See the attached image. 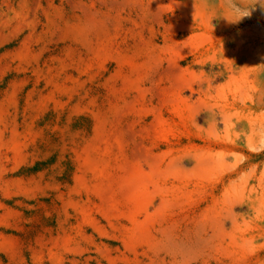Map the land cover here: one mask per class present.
Instances as JSON below:
<instances>
[{
  "label": "rangeland",
  "instance_id": "obj_1",
  "mask_svg": "<svg viewBox=\"0 0 264 264\" xmlns=\"http://www.w3.org/2000/svg\"><path fill=\"white\" fill-rule=\"evenodd\" d=\"M226 2L0 0V264H264V10Z\"/></svg>",
  "mask_w": 264,
  "mask_h": 264
},
{
  "label": "clouds",
  "instance_id": "obj_2",
  "mask_svg": "<svg viewBox=\"0 0 264 264\" xmlns=\"http://www.w3.org/2000/svg\"><path fill=\"white\" fill-rule=\"evenodd\" d=\"M202 2L207 6L210 0H202ZM257 5L264 10V0H227L224 9L213 15L210 23L213 19L222 17L229 24H238L243 19L250 18ZM212 26L214 28L213 24Z\"/></svg>",
  "mask_w": 264,
  "mask_h": 264
},
{
  "label": "bare ground",
  "instance_id": "obj_3",
  "mask_svg": "<svg viewBox=\"0 0 264 264\" xmlns=\"http://www.w3.org/2000/svg\"><path fill=\"white\" fill-rule=\"evenodd\" d=\"M134 166V165H133ZM101 171V170H100ZM134 172V171H133ZM143 172V171H142ZM135 173V172H134ZM102 174V173H101ZM136 174V173H135ZM140 175V174H139ZM143 175V174H142ZM162 175V174H161ZM134 176V175H133ZM146 176V175H145ZM157 176H159V175H157ZM129 177H130V175H129ZM128 177V178H129ZM136 177V176H135ZM134 177V178H135ZM155 177V176H154ZM127 178V177H126ZM150 178V177H149ZM146 179V178H145ZM155 179V178H154ZM125 180V179H124ZM130 180V179H129ZM133 181V180H132ZM142 181V180H141ZM156 181H157V179H156ZM117 182V181H116ZM146 182V181H145ZM152 182H153V180H152ZM105 183V182H104ZM128 183V182H127ZM135 183V182H134ZM139 183V182H138ZM141 183H143V182H141ZM140 183V184H141ZM155 183V182H154ZM106 184V183H105ZM104 184V185H105ZM133 184V183H132ZM148 184V183H147ZM136 185H138V184H136ZM144 184H141V185H139V187L141 188V186H143ZM157 185V184H156ZM106 186V185H105ZM116 186V185H115ZM134 186V185H133ZM149 186V185H148ZM147 186V187H148ZM102 187V186H101ZM104 187V186H103ZM125 187V186H124ZM123 187V188H124ZM137 187V186H136ZM136 187H133L134 188V190L132 189V191H131V194H130V197H131V201L133 202V203H138L139 202V205H140V203H144V202H147V200H148V198H149V192H144L143 193V195L140 193V191L139 190H137V188ZM146 187V188H147ZM110 188V187H109ZM116 188V187H115ZM118 189V188H117ZM121 189V188H120ZM112 190V189H111ZM127 190V189H126ZM131 190V189H130ZM141 190V189H140ZM124 191H125V189H124ZM129 191V190H128ZM139 191V192H138ZM103 192V191H102ZM165 193V192H164ZM167 193V192H166ZM112 194V193H111ZM116 195V194H115ZM106 196V195H105ZM165 196H167V195H165ZM111 198V197H110ZM124 199V198H123ZM126 199V198H125ZM129 199V198H128ZM114 200V199H113ZM127 200V199H126ZM111 201V200H110ZM109 202V201H108ZM118 202V201H117ZM129 202V201H128ZM106 203H107V200H106ZM114 204V203H113ZM113 204H110V205H113ZM119 204V203H118ZM131 204V203H130ZM108 207V206H107ZM111 207V206H110ZM129 207V206H128ZM113 208V207H112ZM137 208V207H136ZM135 208V210H137ZM146 208V207H145ZM134 209V208H133ZM168 209V208H167ZM116 210V209H115ZM117 211V210H116ZM115 211V212H116ZM131 211H133L132 209H131ZM142 211V210H141ZM138 213V212H137ZM137 215V214H136ZM131 216V215H130ZM132 218H133V216H131ZM134 218H135V216H134ZM148 218V217H147ZM146 218V219H147ZM131 219V218H130ZM136 219V218H135ZM149 219V218H148ZM147 219V220H148ZM134 220V219H133ZM141 222V221H140ZM144 223V222H143ZM145 223H147V222H145ZM142 224V223H141ZM140 225V224H139ZM146 225H148V224H146ZM139 227V226H138ZM140 228V227H139ZM141 230H142V228H141ZM141 232V231H140ZM146 232V231H145ZM139 233V232H138ZM142 234V233H141ZM144 239V238H143ZM145 240V239H144Z\"/></svg>",
  "mask_w": 264,
  "mask_h": 264
}]
</instances>
